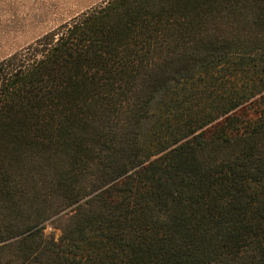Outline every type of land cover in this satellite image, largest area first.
<instances>
[{
	"label": "trees",
	"instance_id": "16d2710c",
	"mask_svg": "<svg viewBox=\"0 0 264 264\" xmlns=\"http://www.w3.org/2000/svg\"><path fill=\"white\" fill-rule=\"evenodd\" d=\"M0 264H264V0H106L0 60Z\"/></svg>",
	"mask_w": 264,
	"mask_h": 264
},
{
	"label": "rangeland",
	"instance_id": "374dc122",
	"mask_svg": "<svg viewBox=\"0 0 264 264\" xmlns=\"http://www.w3.org/2000/svg\"><path fill=\"white\" fill-rule=\"evenodd\" d=\"M105 1L0 0V60L21 51L86 9ZM218 30L221 32L219 27ZM189 65L190 60H183L181 57L160 61L147 80L146 93L156 95L157 104L163 93L175 94L179 87L176 89L172 85H175L177 78L182 76L181 79H186L187 82H198L200 78L197 76L194 80H190ZM209 85L210 82H205L204 88ZM207 93H210L209 90ZM238 113L247 121L257 118L256 106L253 102L241 107ZM154 124L153 122L152 125ZM50 179L53 180L54 176L50 175ZM48 191L53 193L52 189ZM72 208L73 206L66 207L43 223V232L48 239H59L62 231L69 228L68 214Z\"/></svg>",
	"mask_w": 264,
	"mask_h": 264
}]
</instances>
